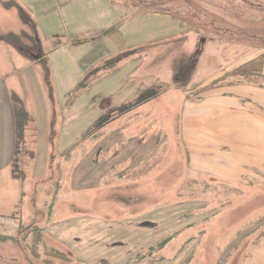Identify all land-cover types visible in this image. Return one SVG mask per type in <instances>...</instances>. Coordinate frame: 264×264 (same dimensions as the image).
<instances>
[{"label": "rangeland", "instance_id": "obj_1", "mask_svg": "<svg viewBox=\"0 0 264 264\" xmlns=\"http://www.w3.org/2000/svg\"><path fill=\"white\" fill-rule=\"evenodd\" d=\"M21 1L60 36L45 48L51 85L43 62L4 75L0 54V264H264V167L202 172L180 138L187 92L264 50V0H118L128 7L112 26L141 33L118 58L99 35L69 34L97 26L86 0L72 15ZM16 21L0 3V30ZM15 99L35 136L20 183Z\"/></svg>", "mask_w": 264, "mask_h": 264}, {"label": "crops", "instance_id": "obj_2", "mask_svg": "<svg viewBox=\"0 0 264 264\" xmlns=\"http://www.w3.org/2000/svg\"><path fill=\"white\" fill-rule=\"evenodd\" d=\"M12 1L26 10L36 22L44 50L51 44L53 39L60 36L57 34L44 35L38 20L33 16L34 12L24 5L21 0ZM86 1L87 8L84 7V10L93 8L96 10L92 18L98 20L97 26H89L81 32L69 34L71 36H80L82 34L99 35L97 39H102L106 45L104 56L107 57L117 56L118 58L126 54V52L130 53L133 51H127L128 48H133V46H130V41L141 34L136 29V25L132 26L135 22L132 21L129 25L121 27V29L112 26L118 22L119 18L123 19L124 15L122 13L123 10L116 11L117 8L114 9V7L124 8V6L128 7V5L118 0ZM53 2L55 7H61L62 10L68 7V13L72 15L70 6L74 0H53ZM142 14L143 12L139 10L134 12L132 10L126 16L134 20L137 15ZM139 28H142V26L139 25ZM108 32H110V35ZM112 32L116 34L119 32V37L123 39L125 48L120 47L115 39L116 36L111 34ZM159 41H162V39L149 41L148 45ZM112 42L116 49H114ZM1 44L5 46V49L4 51L0 49V54L8 55L6 56L7 58L11 57V63H9L4 75L13 74L12 72L18 70V67L24 69L27 64L34 66L38 63L30 62L19 54L21 59L16 57L15 60H20V64H16L14 57L11 55V51L15 50L5 43H0V46H2ZM108 46L112 47V50ZM242 46H245V44ZM45 53L48 58L49 53L46 50ZM56 55L62 58L60 53ZM260 56H264V50L241 59L237 58L236 61L238 60V62L227 68L223 73L212 76L200 85L196 84L193 91L189 90L187 92L186 102L182 107L180 138L186 152L188 151L189 153V159L194 161L195 167L200 168V171L206 173L211 171L212 173V170H215L218 171L220 177L237 179L240 177L244 178L246 174L242 173L250 168L261 170L264 167V65L261 73L249 79L233 77L231 76L232 74L229 75ZM0 68L2 69L3 67L0 66ZM0 74L3 75L1 70ZM2 75L0 77L4 79L5 76ZM192 94L197 96V99H191L190 96ZM1 95L4 102V93L2 92ZM6 111L10 119V126L8 124V127L11 130L12 121L9 107ZM15 182L20 183L16 180Z\"/></svg>", "mask_w": 264, "mask_h": 264}, {"label": "trees", "instance_id": "obj_3", "mask_svg": "<svg viewBox=\"0 0 264 264\" xmlns=\"http://www.w3.org/2000/svg\"><path fill=\"white\" fill-rule=\"evenodd\" d=\"M2 7H4L7 11L16 10L18 13L19 21L16 25L6 26L5 29L1 28L0 30V43H5L17 50L19 54L27 58L30 62H38L40 64H45L46 69V78L48 83L51 85L50 79V70L47 67V56L45 54L43 48V42L39 37L38 27L36 22L31 18V16L20 7L18 4L10 0L8 3L6 1L0 0ZM8 6V7H7ZM110 35V32H108ZM116 36L115 39L120 47L125 48L124 41L121 37H119V32L116 34L114 32L111 33ZM118 35V36H117ZM25 38H23V37ZM22 39V40H20ZM26 40L27 42H24ZM34 43L37 46L35 49L32 47L30 43ZM34 56V57H33ZM46 56V57H45ZM39 57V58H38ZM264 65V56H260L257 59L252 60L247 63L241 69H237L231 72L229 75L238 78H251L256 76L258 73L263 71ZM248 66L250 68H248ZM106 67V66H105ZM104 67V68H105ZM228 76V75H227ZM228 78V77H226ZM84 85L81 84V87ZM52 89V88H51ZM14 116H15V127H16V149L15 156L12 161V176L16 181L23 182L26 179V176H23L22 173V165L24 157H26V153L32 156V158L36 157L35 153V145H34V135L31 136L32 143L29 145L27 131L29 129V125L32 124L29 119L27 113L23 109V105L17 99L14 102ZM33 127V126H32ZM35 129H33L34 131ZM35 132V131H34Z\"/></svg>", "mask_w": 264, "mask_h": 264}]
</instances>
